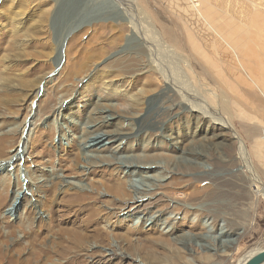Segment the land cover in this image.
Segmentation results:
<instances>
[{"label":"rangeland","instance_id":"1","mask_svg":"<svg viewBox=\"0 0 264 264\" xmlns=\"http://www.w3.org/2000/svg\"><path fill=\"white\" fill-rule=\"evenodd\" d=\"M146 61L174 78L147 84ZM263 118L264 0H0V162L24 144L0 168V264H238L264 248ZM95 170L152 182L126 180L133 210ZM69 179L107 211L106 243L68 246Z\"/></svg>","mask_w":264,"mask_h":264},{"label":"bare ground","instance_id":"2","mask_svg":"<svg viewBox=\"0 0 264 264\" xmlns=\"http://www.w3.org/2000/svg\"><path fill=\"white\" fill-rule=\"evenodd\" d=\"M136 24V23H135ZM139 26V25H138ZM142 28V27H141ZM140 29V28H139ZM218 36L224 40V38L218 34ZM226 39V38H225ZM154 42V38L153 39H150ZM151 41V42H152ZM138 42L139 45H142L144 46L145 43L142 42V41H139L138 39ZM226 44L229 46L230 44L228 42H226ZM90 55V54H88ZM89 58V56H87ZM84 59V57H83ZM82 59V61H83ZM86 61V60H84ZM160 62H163V61H160ZM156 64L158 65V67H156L155 69V66H153L152 62L151 61H146V62H143L141 64L142 68L141 71L142 73H145V72H148L145 76L146 78V83L147 84H151L153 83L152 82V75L157 73V72H160L162 75L170 78V79H173V75L171 76V74L168 72V71H165L163 69V67L161 68V65H159V62L156 61ZM82 65V64H81ZM165 72H164V71ZM141 74V72H140ZM169 74V75H168ZM173 74V73H172ZM109 111V110H108ZM60 112V111H59ZM105 111H101V114L99 113V117L100 118H105L106 116L109 115V113H107L106 115H102V114H105L104 113ZM57 115V114H56ZM110 117V116H109ZM217 122V124L220 125V127L223 128H227L229 126V124L225 123L224 120L220 119L219 117H215L214 118ZM221 123V124H220ZM24 125V124H23ZM94 126V125H93ZM96 126V124H95ZM230 127V126H229ZM24 128V127H23ZM94 131V130H93ZM9 133V132H8ZM89 135V134H88ZM91 135V134H90ZM218 137H220L221 139L224 138V135L223 133L221 132H217L216 134H214ZM212 136V135H211ZM236 140H237V137L236 136H233ZM13 139V138H12ZM215 139V138H214ZM213 139V141H214ZM212 141V140H211ZM218 141V140H217ZM14 142V141H13ZM215 142V141H214ZM219 142V141H218ZM222 143V142H221ZM215 144V143H214ZM218 144V143H216ZM14 153L9 155V157L0 162V168H2L4 166V164L6 162H8L9 160L11 159H18L21 158V154L23 155L24 153V144L23 142L19 143V145L17 147H15V149L13 150ZM237 153L239 155V157L242 159L243 163H244V167H248L247 165L249 164V158H248V154H247V151L246 149L244 148L243 144L241 141H237ZM83 155H88V151H85V154L83 153ZM83 158V157H82ZM90 159V158H89ZM88 159V160H89ZM113 159V158H112ZM85 160V159H84ZM95 160V159H94ZM15 161V160H14ZM93 161V160H92ZM87 162V161H86ZM90 163V162H89ZM152 166V165H151ZM135 170H133V172L131 171H128L126 172L125 176L123 178H120L119 176H116L114 174H111L110 172H107V171H104V170H95V171H92L91 173L93 174H100V177H101V181L100 184L104 186L105 190L109 193H111L112 197L117 200L118 202H123V200H128V203H130L129 205H131V207H133V210L138 208L140 203L139 202H142L143 200V192H141L139 189H136V193H133L132 194V191L128 190L126 188V180L128 181H131V178H133V174H139V177H141V181L144 182V180H148L149 183L152 182L151 179H149V176L148 175H145L147 174V171H145V174H143L144 172L140 171V170H137L136 172H134ZM96 178V177H95ZM154 179L156 178H159V176H154L153 177ZM86 179V178H85ZM93 181V180H92ZM95 181V180H94ZM255 181V180H254ZM62 183V181H61ZM44 184V183H43ZM95 184V183H94ZM99 184V183H98ZM89 185H92L89 184ZM88 185V186H89ZM97 185V183H96ZM56 186V185H55ZM53 185V190H56L57 188ZM84 186L83 183H82V180L81 179H69L68 181H66V188L64 189H61L60 190V193L62 194V197L65 198L67 197V202H68V205H66L68 208H66L63 204H62V208L60 209L61 211H70V210H73L75 216L77 217V215H81L79 218H78V221H80L79 224H77V226H75V228L73 229V233L71 234V236H69L68 238H66V242L68 244L69 247L71 248H74V249H77L78 247L80 248L83 243L86 242V239L88 238H92L93 241L95 243L99 242V243H106L104 242V240L107 238V230L99 227L98 225V222L99 220L101 219L102 216H106L107 215V211H105V209H101L100 206L94 204V201L96 200L95 199V193H94V190H86L84 189ZM98 186V185H97ZM100 186V185H99ZM149 186V185H148ZM131 187V186H130ZM48 189V188H47ZM89 189V188H88ZM202 189V188H201ZM51 190V189H50ZM103 190V189H102ZM210 190V189H209ZM208 190V191H209ZM98 190H96L97 192ZM205 191V190H204ZM105 192V191H104ZM203 192V191H202ZM257 193H261L262 196L264 197V186L260 187L257 191ZM215 194V192H214ZM18 196V192H15L14 195L12 196V199H11V202L8 206V212L11 213L12 215V211L14 207H11V205L13 204V201L15 200V198H17ZM192 196L193 194L190 193L189 194V197L187 198L188 200L192 199ZM61 197V199H62ZM127 198V199H125ZM59 200V199H58ZM61 201V200H60ZM48 202V201H47ZM103 202V201H102ZM109 202V201H108ZM51 203V202H50ZM98 203V202H97ZM126 203V202H125ZM127 203V204H128ZM55 204V203H54ZM57 204V203H56ZM107 204V203H105ZM111 204V203H110ZM124 204V203H123ZM44 205V204H43ZM58 205V204H57ZM59 205H61L59 203ZM72 206H75V208H72ZM120 206V205H119ZM71 207V208H69ZM126 208V207H125ZM123 208V209H125ZM59 209V208H58ZM53 210V209H52ZM59 210V211H60ZM130 210V209H129ZM48 211V210H47ZM55 212V211H54ZM57 213V211H56ZM61 213V212H60ZM65 213V212H63ZM133 213V212H132ZM68 214V213H67ZM134 214L136 215L137 212L135 211ZM110 216V215H109ZM52 217V216H51ZM50 217V218H51ZM56 217V216H55ZM111 217V216H110ZM136 218L139 219L138 216H136ZM74 220V218H73ZM104 220V219H103ZM106 220V218H105ZM166 220V219H165ZM52 221V220H51ZM138 220H136L137 222ZM73 222V221H71ZM48 225V224H47ZM101 225V224H100ZM45 229V228H44ZM111 230V229H110ZM140 230V229H139ZM138 230V231H139ZM72 231V230H71ZM137 231V230H136ZM43 232V231H42ZM68 232V231H67ZM135 231H129V230H126L125 233H122V234H117L116 235V238H123V239H126L127 242L129 243V245H134L128 237V234H132L134 233ZM69 233V232H68ZM71 233V232H70ZM68 235V234H67ZM66 236V235H65ZM115 236V235H114ZM64 237V236H63ZM162 237V236H161ZM61 238V237H60ZM114 238V237H113ZM151 239V238H150ZM158 239H160L161 241V238L158 237ZM121 240V239H120ZM145 240V239H144ZM155 240V239H154ZM164 240V239H163ZM64 241V240H63ZM106 241V240H105ZM149 241V239H148ZM91 242V241H90ZM120 242V241H119ZM152 242V240L150 241ZM62 243V242H61ZM60 243V244H61ZM109 243V242H108ZM86 244V243H85ZM90 244V243H89ZM138 244H140V242H138ZM153 244V243H152ZM105 245V244H104ZM147 245V246H146ZM156 245V244H155ZM110 246V245H109ZM153 247V246H152ZM68 248V247H66ZM65 248V249H66ZM88 248V247H86ZM112 248V247H111ZM135 248L136 250H138L139 252H144L143 254V258H145V256H148L152 259H155L157 258L156 257V252L153 250V248H151V245H148L146 243H143L142 245H135ZM85 249V248H84ZM113 249V248H112ZM71 250V249H70ZM69 250V251H70ZM122 250V249H121ZM255 250H259L257 248H253L251 249L249 252H247L238 262V264H241L242 261L244 260L245 256L246 255H249L251 254L253 251ZM84 251V250H83ZM86 252V251H85ZM88 252V251H87ZM122 252V251H121ZM66 253V252H65ZM73 253V252H72ZM111 253V252H110ZM130 254V253H129ZM74 255V254H73ZM113 255V254H112ZM105 256V255H104ZM75 257V256H74ZM73 258V257H72ZM146 259V258H145ZM72 260V259H71ZM71 262V261H70ZM69 262V263H70Z\"/></svg>","mask_w":264,"mask_h":264},{"label":"water","instance_id":"3","mask_svg":"<svg viewBox=\"0 0 264 264\" xmlns=\"http://www.w3.org/2000/svg\"><path fill=\"white\" fill-rule=\"evenodd\" d=\"M241 264H264V248L246 255Z\"/></svg>","mask_w":264,"mask_h":264},{"label":"built area","instance_id":"4","mask_svg":"<svg viewBox=\"0 0 264 264\" xmlns=\"http://www.w3.org/2000/svg\"><path fill=\"white\" fill-rule=\"evenodd\" d=\"M189 1L193 7L197 8L199 6L200 0H187ZM261 138L264 141V118H263V122H262V127H261ZM260 170H261V177H259L258 181H256V183H254V187L259 186L262 187L264 186V163L260 164ZM261 194V193H259ZM262 195V194H261Z\"/></svg>","mask_w":264,"mask_h":264},{"label":"crops","instance_id":"5","mask_svg":"<svg viewBox=\"0 0 264 264\" xmlns=\"http://www.w3.org/2000/svg\"><path fill=\"white\" fill-rule=\"evenodd\" d=\"M261 249V248H260Z\"/></svg>","mask_w":264,"mask_h":264}]
</instances>
